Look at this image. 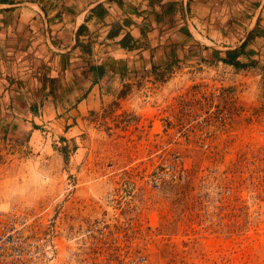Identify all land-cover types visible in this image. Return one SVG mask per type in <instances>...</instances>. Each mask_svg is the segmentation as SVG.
<instances>
[{"label": "rangeland", "instance_id": "obj_1", "mask_svg": "<svg viewBox=\"0 0 264 264\" xmlns=\"http://www.w3.org/2000/svg\"><path fill=\"white\" fill-rule=\"evenodd\" d=\"M237 26L229 25L228 35L211 39L232 46L248 27L241 22ZM206 51V58L225 56L224 50ZM86 55L73 60L77 64L70 69L86 66ZM248 67L250 76L259 71L264 78L262 66ZM47 70L42 72L44 83L50 84L51 77L55 83L57 77L51 76L55 72L51 68L47 75ZM80 89L79 94L86 90ZM126 90L128 94L131 87ZM118 98L116 93L107 102L100 101L99 108L69 116L61 132L49 123L57 119L53 115L33 123L35 135L0 134V206H28L43 220V233L56 223L63 240L69 225L76 234L82 217L89 221L100 217L102 236L96 240L93 235L99 228L90 231L88 247L75 250L73 264H96V258L103 261L112 254L119 264L140 254L146 256L145 264H264V144L234 147L235 157L214 173L199 172L203 164L193 153L187 183L150 186L145 176L152 165V147L129 119L122 123L114 105ZM76 99L55 101L59 115ZM262 108L264 119V103ZM225 187L228 195L221 194ZM110 192L116 193L115 205L124 203L127 208L113 211Z\"/></svg>", "mask_w": 264, "mask_h": 264}, {"label": "crops", "instance_id": "obj_2", "mask_svg": "<svg viewBox=\"0 0 264 264\" xmlns=\"http://www.w3.org/2000/svg\"><path fill=\"white\" fill-rule=\"evenodd\" d=\"M188 20L209 39L228 35L229 25L246 23L247 38L235 48L246 43L238 58L264 65V0H0V99L9 101L0 105V134L35 135L33 123L53 115L57 119L49 123L61 132L69 116L107 102L124 78L133 80L174 58H206L211 47L192 37ZM124 36L125 46L120 42ZM85 53L86 66L71 70L77 64L73 60ZM91 64L103 65L100 76ZM50 66L57 77L51 86L42 79ZM80 86L86 88L81 94ZM74 98L59 115L55 101ZM32 100L45 102L33 111Z\"/></svg>", "mask_w": 264, "mask_h": 264}, {"label": "built area", "instance_id": "obj_3", "mask_svg": "<svg viewBox=\"0 0 264 264\" xmlns=\"http://www.w3.org/2000/svg\"><path fill=\"white\" fill-rule=\"evenodd\" d=\"M250 74L249 67L237 68L217 57L177 58L147 75L134 76L131 91L118 98L117 109L122 123L129 119L152 147V165L145 176L150 186L187 183L193 153L203 164L199 172L214 173L235 157L234 147L264 144L262 72ZM229 193L228 187L221 189L222 195ZM108 195L113 211L126 206L113 203L115 192ZM100 219L82 217L76 234L73 226L67 227L64 241L56 223L43 233V220L28 206H0V264H73L75 250L88 247L87 236L101 227ZM102 234L99 228L93 235L97 240ZM105 260L119 264L113 254L103 261L96 258L95 263ZM145 262L146 256L140 254L126 264Z\"/></svg>", "mask_w": 264, "mask_h": 264}, {"label": "trees", "instance_id": "obj_4", "mask_svg": "<svg viewBox=\"0 0 264 264\" xmlns=\"http://www.w3.org/2000/svg\"><path fill=\"white\" fill-rule=\"evenodd\" d=\"M96 10H97V12L102 13V8L100 7V5L96 7ZM127 39H128V36H124V37L121 38L120 42H121V44L123 46H125L127 44V41H126ZM244 45L242 47L237 48V49H234V50H227V51H225V56L224 57L222 56L221 58L224 61H226V62H229V63L234 64L237 68L248 67V66H254V65H256L257 62L255 63L254 61L241 60V59L238 58V55L242 51V48L244 47ZM83 48H84V50H89V47H87L86 45H84ZM217 52H220V51L217 50ZM174 59H177V58H174ZM257 64L259 66H262L263 67V70H264V65L262 63L261 64L260 63H257ZM89 68L96 70L97 76H100L102 74V72H103V65L102 64H99V65H97V64H91V65H89ZM155 68H156V66H152L149 69H146L143 72V74H146L147 75L151 70H154ZM121 72H122L121 73L122 76L126 74V70L125 69H123ZM160 74H162V72ZM53 80L54 79L52 77L49 79L51 85L53 84ZM263 83H264V78H263ZM129 84L130 85H128V81H127V82H125V83L122 84L123 86L125 85V87H121L120 89H118V90H120V91L117 92V95L119 97H123V96H125L127 94V92H126L127 91L126 90V86H130L131 89H132L133 83L131 82ZM8 102L9 101H6V100L3 101L1 99L0 105L2 106V105H4V103H7V106H8L9 105ZM115 104L118 105L117 99H115V101H114V105ZM30 108L33 111H37V109H38V103H36V102L31 103Z\"/></svg>", "mask_w": 264, "mask_h": 264}, {"label": "water", "instance_id": "obj_5", "mask_svg": "<svg viewBox=\"0 0 264 264\" xmlns=\"http://www.w3.org/2000/svg\"><path fill=\"white\" fill-rule=\"evenodd\" d=\"M33 4V3H31ZM34 6V4H33ZM257 14V12H256ZM255 18V17H254ZM187 23V27H188V30H189V33L192 35V37L198 41L199 43H201L202 45L206 46V47H211V48H214V49H217V50H224V51H227V50H233L235 49L236 47L240 46L247 38V35L236 45H232V46H225V45H220L216 42H214L212 39H209L208 37L202 35L198 30H196V28L191 24L189 23V21L186 22Z\"/></svg>", "mask_w": 264, "mask_h": 264}]
</instances>
